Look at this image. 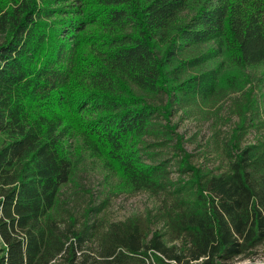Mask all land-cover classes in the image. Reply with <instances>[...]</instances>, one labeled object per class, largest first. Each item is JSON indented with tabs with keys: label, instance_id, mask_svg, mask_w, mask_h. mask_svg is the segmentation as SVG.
<instances>
[{
	"label": "trees",
	"instance_id": "obj_1",
	"mask_svg": "<svg viewBox=\"0 0 264 264\" xmlns=\"http://www.w3.org/2000/svg\"><path fill=\"white\" fill-rule=\"evenodd\" d=\"M232 94L228 166L212 171L172 118ZM263 100L264 0H0V264L264 255V139L242 142ZM87 160L159 208L97 228L101 207L64 191Z\"/></svg>",
	"mask_w": 264,
	"mask_h": 264
},
{
	"label": "rangeland",
	"instance_id": "obj_2",
	"mask_svg": "<svg viewBox=\"0 0 264 264\" xmlns=\"http://www.w3.org/2000/svg\"><path fill=\"white\" fill-rule=\"evenodd\" d=\"M239 98L240 95L232 94L216 108L202 107L188 110L187 113L184 111L175 113L172 122L178 126V133L184 137V148L194 156L195 164L217 172L227 169L228 142L239 123L234 107ZM258 98L261 101L263 96L259 95ZM263 104L264 100L260 116L264 122ZM261 138L264 139V127L253 128L243 137L242 142L249 145ZM86 162L81 181L78 182L80 187L70 185L64 191L74 196L72 199L80 208L101 207L100 213L94 216L92 222L97 228L103 230L112 223L124 221L133 215L142 216L149 211L155 213L159 208L160 197L148 192L117 194L115 190L117 180L109 178L98 163L91 160ZM177 176V173H173V178L176 179ZM156 224L160 225L158 222ZM236 264H264V255L260 252L253 261Z\"/></svg>",
	"mask_w": 264,
	"mask_h": 264
}]
</instances>
